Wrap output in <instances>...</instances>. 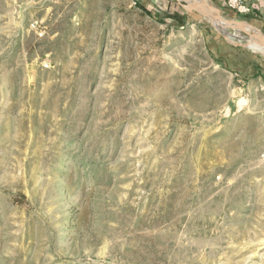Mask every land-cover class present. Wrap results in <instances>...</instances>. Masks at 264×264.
Returning a JSON list of instances; mask_svg holds the SVG:
<instances>
[{
  "label": "rangeland",
  "instance_id": "1",
  "mask_svg": "<svg viewBox=\"0 0 264 264\" xmlns=\"http://www.w3.org/2000/svg\"><path fill=\"white\" fill-rule=\"evenodd\" d=\"M190 1L0 0V264H264V25Z\"/></svg>",
  "mask_w": 264,
  "mask_h": 264
},
{
  "label": "crops",
  "instance_id": "2",
  "mask_svg": "<svg viewBox=\"0 0 264 264\" xmlns=\"http://www.w3.org/2000/svg\"><path fill=\"white\" fill-rule=\"evenodd\" d=\"M199 1L203 2V0H199ZM214 1L220 5H222V4L226 5V0H214ZM247 1L249 2V4L251 5V8H252V11L249 14L245 15L246 19H248V21L250 22V23L249 22L248 23L252 24L258 28L262 27V25H264V0H247ZM216 9H218V8H216ZM218 10L220 12V9H218ZM218 33H220V32L218 31ZM251 55L255 58H258L257 63H255V62L248 63V62H244V61L242 63V61H241L240 63L237 64V67L239 69L240 68L244 69L246 67L249 69L248 72L252 71V74H254V75L258 74L259 72L263 73L264 71L262 68H264V58L261 55H259V52L256 49H253Z\"/></svg>",
  "mask_w": 264,
  "mask_h": 264
},
{
  "label": "water",
  "instance_id": "3",
  "mask_svg": "<svg viewBox=\"0 0 264 264\" xmlns=\"http://www.w3.org/2000/svg\"><path fill=\"white\" fill-rule=\"evenodd\" d=\"M186 7L189 8H196L200 14L204 17H207L212 23L213 25L216 27V29L229 41H231L229 39V37H227L222 31L221 29H219L220 27H218V25L215 23L216 22H222V23H226L228 25V27H232L234 30L236 29H240L245 31L248 34V31L245 29L246 25H251L248 22L245 21H240V20H236V19H230V18H225L224 16L221 15V13L219 12L218 9H216L212 4H208L207 2H198V3H192V2H188L187 4H185ZM222 27V26H221ZM259 44H261V42H257ZM264 45V42H262ZM250 46V45H247ZM259 54L264 58V51H258Z\"/></svg>",
  "mask_w": 264,
  "mask_h": 264
},
{
  "label": "built area",
  "instance_id": "4",
  "mask_svg": "<svg viewBox=\"0 0 264 264\" xmlns=\"http://www.w3.org/2000/svg\"><path fill=\"white\" fill-rule=\"evenodd\" d=\"M226 5L241 15L249 14L252 11L247 0H226Z\"/></svg>",
  "mask_w": 264,
  "mask_h": 264
},
{
  "label": "bare ground",
  "instance_id": "5",
  "mask_svg": "<svg viewBox=\"0 0 264 264\" xmlns=\"http://www.w3.org/2000/svg\"><path fill=\"white\" fill-rule=\"evenodd\" d=\"M207 0H205V2H206ZM191 2V1H190ZM195 3V2H194ZM215 23L218 25V26H223V28L225 27V26H228L226 23H220V22H216L215 21ZM261 40H263L264 41V35H262L261 36V38H260ZM257 48V47H256Z\"/></svg>",
  "mask_w": 264,
  "mask_h": 264
},
{
  "label": "trees",
  "instance_id": "6",
  "mask_svg": "<svg viewBox=\"0 0 264 264\" xmlns=\"http://www.w3.org/2000/svg\"><path fill=\"white\" fill-rule=\"evenodd\" d=\"M144 12H146L147 14H151V11H149L147 8H143Z\"/></svg>",
  "mask_w": 264,
  "mask_h": 264
}]
</instances>
